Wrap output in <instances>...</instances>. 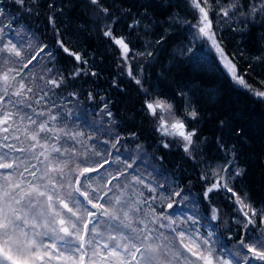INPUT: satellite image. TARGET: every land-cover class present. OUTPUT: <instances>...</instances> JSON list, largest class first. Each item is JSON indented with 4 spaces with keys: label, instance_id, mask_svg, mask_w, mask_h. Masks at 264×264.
<instances>
[{
    "label": "snow or ice",
    "instance_id": "obj_1",
    "mask_svg": "<svg viewBox=\"0 0 264 264\" xmlns=\"http://www.w3.org/2000/svg\"><path fill=\"white\" fill-rule=\"evenodd\" d=\"M35 5L36 0H0V264H264V205H254L239 187L246 170L237 162L235 146L217 139L225 161L201 172L197 195L167 177L163 183L146 178L137 171L140 156L120 152L124 141L135 142L136 132L122 136L106 129L109 138L100 140L71 119L68 105L79 104L80 92L68 89L78 78L98 73L88 66L81 46L73 45L71 33L57 26L64 9L54 0L46 18L52 44L20 23L27 17L17 14L33 15ZM83 7L119 50L117 67L138 86L139 113L159 134V145L176 144L194 160L207 139L192 123L200 117L189 95L194 90L185 85L169 95L144 87V58L150 63L155 53L130 47L132 31L147 34L151 27L144 23L147 11L136 18L126 8L117 16L118 9L106 0H84ZM173 7L192 16L168 17L188 29L192 39L171 58L181 61L192 43L201 41L214 54L213 71L264 104V77L249 75L256 67L264 69V50L242 69L237 55L244 59L243 53L228 51L221 34L227 29L243 36L250 24L264 25V0H183ZM124 15L131 18L128 36L115 34ZM78 31L88 29L80 25ZM165 43L163 35L155 41L161 50ZM61 56L71 58V68L57 67ZM112 86L119 88L115 78ZM87 99L95 101L92 90ZM99 99L103 127L113 122V113L110 101ZM219 124L243 138L239 126L224 119ZM141 149L137 144L138 153ZM218 200L231 209L229 220L221 219ZM219 223L226 225L223 232Z\"/></svg>",
    "mask_w": 264,
    "mask_h": 264
},
{
    "label": "trees",
    "instance_id": "obj_2",
    "mask_svg": "<svg viewBox=\"0 0 264 264\" xmlns=\"http://www.w3.org/2000/svg\"><path fill=\"white\" fill-rule=\"evenodd\" d=\"M50 2L52 0H36L33 15L28 16L23 12L17 15L26 16L27 19H22L20 23L22 25L27 23L36 33L37 38L52 44V33L46 19L50 14L47 7ZM54 2L58 8L63 6L64 9L63 20L59 15L57 16V26L63 25V28L71 33L70 39L73 45L81 46V51L89 61L88 66L98 73L95 78L91 76L78 78L74 82L75 88L68 89V91L80 92L79 104L73 100L68 105L74 113L71 119L80 126V130L95 135L100 140L109 138L104 134L106 129L113 133L119 132L122 136L136 132L135 142L130 139L124 141L120 152L123 154L127 150L133 157L140 156L137 160V171L157 183H163L164 178L167 177L181 187L190 186L193 195L201 192L197 180L201 172L206 167L211 168L224 163V153L218 149L216 143L217 139L222 137L221 143L228 148L235 146L237 162L246 170L243 178L238 182L239 187L247 192L254 205H264V104L250 95L234 90L222 74L213 71L214 54L201 41L192 43L188 52L181 57L182 62L171 58L179 56L181 49L192 39L188 29L168 20L170 15L176 13L189 20L192 19L188 11L173 7L178 3L183 5V0H106V3L118 9L117 16H120L126 8H131L132 16L136 18H139L137 13L142 15L145 10L148 13L147 19L144 20L145 24H151L147 34L143 29H137L132 31L129 37L130 47L136 51H144L148 47V50L155 53V59L150 63L148 58H144V71L141 74L144 87L156 92H166L169 95L185 85L188 86L185 90H194V94L193 91H189V95L194 102H197L200 117L192 123L202 133V139L207 138L201 145L199 153L195 154L194 160L186 158L182 148L176 144L169 149L159 145V134L154 131L149 119L139 113L138 86L127 77L126 73L121 74V69L117 67L119 50L100 33L101 25L92 22L95 16L83 7L84 0H54ZM15 7L11 9L14 13ZM129 23L131 18L124 15L115 25V34L128 36L130 30L126 25ZM80 25L88 31H78ZM221 34L227 38L228 51L239 49L243 53L244 59H240L239 54L237 55L242 69L251 62L250 57H255L264 50V40L261 39L264 37V25L250 24L243 36L227 29H222ZM161 35L166 37L162 50L155 44ZM190 59L191 66L188 64ZM71 63L70 57L61 56L57 67L71 68ZM132 63L133 71L137 72V62ZM178 63L179 67L176 66ZM249 75L264 77V69L256 67L255 72ZM114 78L119 88L112 86ZM216 89L219 91L217 92ZM88 90H92L96 97L95 101L87 99ZM101 96L110 101L109 107L113 113V122L103 123V127L98 112V107L102 106L99 99ZM174 102L179 106V98ZM219 119H224L231 127L242 128L243 138L229 134L228 128L220 127ZM137 144L142 146L139 153L136 150ZM153 169L159 170V174ZM217 206L221 208V219L229 220L231 209L225 207L222 200L217 201ZM179 211L178 208L177 212ZM217 227L223 232L226 225L219 223Z\"/></svg>",
    "mask_w": 264,
    "mask_h": 264
}]
</instances>
